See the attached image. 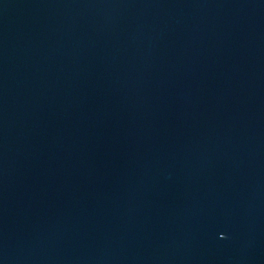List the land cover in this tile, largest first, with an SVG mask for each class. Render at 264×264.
Returning a JSON list of instances; mask_svg holds the SVG:
<instances>
[{
    "label": "water",
    "instance_id": "95a60500",
    "mask_svg": "<svg viewBox=\"0 0 264 264\" xmlns=\"http://www.w3.org/2000/svg\"><path fill=\"white\" fill-rule=\"evenodd\" d=\"M0 264H264V0H0Z\"/></svg>",
    "mask_w": 264,
    "mask_h": 264
}]
</instances>
